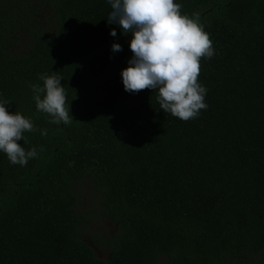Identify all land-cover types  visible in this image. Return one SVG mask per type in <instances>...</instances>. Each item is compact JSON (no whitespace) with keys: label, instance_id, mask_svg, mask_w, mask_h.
<instances>
[{"label":"trees","instance_id":"16d2710c","mask_svg":"<svg viewBox=\"0 0 264 264\" xmlns=\"http://www.w3.org/2000/svg\"><path fill=\"white\" fill-rule=\"evenodd\" d=\"M174 2L215 51L188 121L124 91L131 35L106 0H0V99L38 129L19 142L38 152L26 166L0 153V264H264V0ZM45 73L62 78L68 125L36 109ZM95 220L116 232L86 238Z\"/></svg>","mask_w":264,"mask_h":264},{"label":"clouds","instance_id":"9594fccd","mask_svg":"<svg viewBox=\"0 0 264 264\" xmlns=\"http://www.w3.org/2000/svg\"><path fill=\"white\" fill-rule=\"evenodd\" d=\"M106 2L111 7L107 22L131 35L128 47L133 55L128 67L120 73L124 91L152 90L164 113L183 121L196 118L201 109L207 108L204 103L207 90L197 81L199 61L201 57L211 59L215 54L199 15L182 14L181 5L174 0ZM110 35L116 37V28ZM111 51L120 52L122 46L113 43ZM39 79L42 85H31L37 111L48 115L52 124L72 123L62 78L45 73ZM9 107V102L0 99V153L12 165L23 167L38 152L35 147L25 150L19 142L25 139L24 133L38 129L20 112H10ZM41 135H47V130H41Z\"/></svg>","mask_w":264,"mask_h":264},{"label":"rangeland","instance_id":"374dc122","mask_svg":"<svg viewBox=\"0 0 264 264\" xmlns=\"http://www.w3.org/2000/svg\"><path fill=\"white\" fill-rule=\"evenodd\" d=\"M81 201H82V205H81V209L80 210H86V209H88V199H87V197H82L81 198ZM91 218H93L94 217V214H92V212H91V215H89ZM96 221V223L94 222L93 224H91V225H89L88 224V228H86V230H85V237L86 238H89V236H91L92 234H95V231H100V230H102V231H100V232H102V233H104V232H107L108 230H110V228H108V227H106V224L107 223H104V222H98L97 220H95ZM104 254V253H103Z\"/></svg>","mask_w":264,"mask_h":264},{"label":"flooded vegetation","instance_id":"af4514ba","mask_svg":"<svg viewBox=\"0 0 264 264\" xmlns=\"http://www.w3.org/2000/svg\"><path fill=\"white\" fill-rule=\"evenodd\" d=\"M105 223H107L106 224V227L110 228V233L111 234H114L116 232L117 228L116 227H113L112 224L109 223V222H105ZM106 250H108V249H106ZM95 251H96V254H97V256L99 258L104 259L106 257V255L104 256V254H103L104 252H106L104 249L95 248ZM108 252H109V250H108ZM109 254L110 253H108V256H109Z\"/></svg>","mask_w":264,"mask_h":264}]
</instances>
